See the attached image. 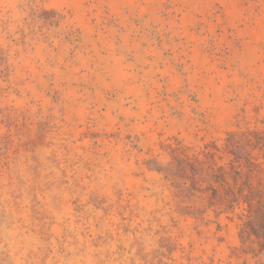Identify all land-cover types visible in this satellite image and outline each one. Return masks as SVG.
I'll use <instances>...</instances> for the list:
<instances>
[{
	"label": "rangeland",
	"instance_id": "obj_1",
	"mask_svg": "<svg viewBox=\"0 0 264 264\" xmlns=\"http://www.w3.org/2000/svg\"><path fill=\"white\" fill-rule=\"evenodd\" d=\"M247 188L264 0H0V264H252Z\"/></svg>",
	"mask_w": 264,
	"mask_h": 264
},
{
	"label": "trees",
	"instance_id": "obj_2",
	"mask_svg": "<svg viewBox=\"0 0 264 264\" xmlns=\"http://www.w3.org/2000/svg\"><path fill=\"white\" fill-rule=\"evenodd\" d=\"M247 157L250 167L255 165ZM249 158V159H248ZM217 201L222 212H232L240 209L238 239L240 247L236 249L239 254L250 256L252 264H264V189L247 188L246 191L238 189L234 194ZM240 264H250L243 260Z\"/></svg>",
	"mask_w": 264,
	"mask_h": 264
}]
</instances>
